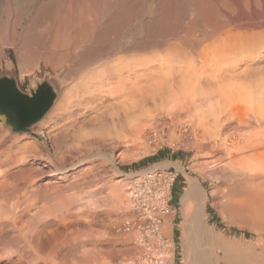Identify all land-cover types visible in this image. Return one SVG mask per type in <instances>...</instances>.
I'll list each match as a JSON object with an SVG mask.
<instances>
[{
	"label": "bare ground",
	"instance_id": "6f19581e",
	"mask_svg": "<svg viewBox=\"0 0 264 264\" xmlns=\"http://www.w3.org/2000/svg\"><path fill=\"white\" fill-rule=\"evenodd\" d=\"M29 1L31 2V0ZM29 1L27 3H29ZM129 1L130 3H133V4L124 6V5H127ZM137 1L139 0H68L67 5L65 4L66 6L64 7V9H62L63 12L59 11L60 15L59 16L56 15L57 16L56 19H54L55 16L51 18V20L47 18V22H46L47 24L43 25L44 27L45 26L46 27L43 30L44 31L43 41L45 44H44V47L42 48L43 49L42 51H45L44 49L45 47L49 49L48 51H50V53L53 50L54 54L57 56V57L55 56L56 58H59L58 56L62 58L63 56H66V54H68L69 56L73 55L74 56L73 58H75L77 57L78 52L81 53L84 59L92 58V57H95L101 54V52L103 51L114 50L115 45L117 43L119 44L118 47H120V54L117 55L112 60L108 61L107 63L105 64L103 63V65L102 66L100 65L98 68H96V70L94 69L95 71L93 72L91 71L88 73L85 72V74L83 75L81 74L82 77H81L80 82L76 85L74 83V86L72 84L73 79L68 74L59 72L63 76L62 85H64V88L67 89V87H69L71 84H72V88L67 89L66 93L64 92L65 95L62 96L63 98L59 97L57 99L56 103L57 102L58 103L57 105L56 103L54 104V106L56 105L55 108L54 106L52 107V109L54 108L53 111L51 109L49 113L40 122L36 123L35 125H32L28 131L23 132L25 134L20 133L23 135L13 136L12 137L13 141L19 142V141H25L31 138L30 136L31 133H33L34 129H36V127L35 128L33 127L36 126L37 124H39V126H37V129L34 131V133H40L43 127L47 126V124H49L50 122L54 120H55L54 122L56 123L57 120H59L60 117L63 116L64 114L69 113L73 117L74 111L77 112L78 110L80 111L81 109H83V111L85 110V112L83 113L81 112L82 114L80 113L78 114L80 118L85 117L86 115L90 113H96L98 118L96 116V119H94L92 118L91 115H90L91 118H89V120L94 119V121L93 120L92 121L96 122L95 120L99 121L98 120L100 119L99 117L106 114L105 111L102 112L101 110L105 108L104 110H107L108 112V108H106L108 105L105 106V104H107L108 102H112L111 104L113 106L112 107L113 114H114V109H119V111L121 110V112L119 113L121 115L123 114L122 111L124 110H127L129 112L130 109L133 110L135 108V110L137 111V108L144 109L145 105H143V107H138V106H142L143 103L146 104V102L149 103L152 101H154L155 103V100H158V99L160 100V98L161 100L167 98L168 100H170L172 104V105L170 104L171 105V109L169 107L170 110L178 114L180 119L186 116L188 118L185 117V119L184 118L183 119L184 120L190 119L188 121L189 122L191 121V123H193V128L192 127L191 128L195 130L194 139L195 141L197 140V143H196L197 145L199 144L201 147L202 144L200 143H202L204 139L201 137V139L203 140L199 141L201 139H197V138H199L200 136L197 137L196 133H199V131H203L204 136H206L204 143L208 144L212 142L214 144L213 147L217 149V152L220 153V155L222 156V159L223 157L225 158L227 157V161L229 162L230 160L229 165L233 167L232 168L233 170L230 168V170H232L233 172L232 174L233 176L231 178L234 177L236 182L234 183V186L229 190L226 196L227 205L224 207L223 211L227 213L229 217L236 219L240 222H243L244 224H247L248 227L253 229L254 231H258V230L261 231V229L263 231L264 229V0H184L187 6L186 11H185V16L189 18L187 19V21L189 20L188 21L189 23H187L186 21L182 19L178 20L179 21L178 22L176 19L175 21L174 18L172 19L174 21L170 23L171 19L168 21L167 17H165L167 22L163 20L165 19L164 17L159 20L157 18V21L154 22L151 19V16L149 15V13H147V11L146 12L140 11L138 7H140L141 4H139L140 1L139 2ZM167 1H168L167 4L171 3L174 5V3H176L178 0H167ZM0 2H2V0H0ZM23 2H25V0H23ZM48 2H52V1H48ZM152 2L153 1H151V4ZM151 4L148 10L150 12H151L150 10ZM181 4L182 3L178 4V6ZM46 5L45 7H47ZM45 7L43 9L44 12H46ZM162 8L163 7H161V9ZM16 10H18L17 7H16ZM22 10L23 9H21V11ZM41 10L42 9L40 7V11ZM166 10L168 11V9ZM6 11H9V10L7 9ZM12 12L14 13V11ZM54 13L56 12H53V14ZM164 13L165 11L163 12V14ZM10 15L12 17V14ZM19 16L21 17V15ZM175 16L177 17V15ZM6 18L9 21L8 16ZM42 19L44 20V17ZM104 19L106 20V22L103 24L102 22ZM117 19H118V22L116 21ZM26 21H23V22L26 23ZM115 21L117 22L116 25H114ZM38 22H40L41 24V21H38ZM12 23H14V21L13 22L10 21L9 23L10 26H7V27H10V29L8 30V34L7 36H5V39H4L6 40L5 41L6 46L7 45L9 46L8 43L10 44L12 42L16 43L15 39L17 36H19L20 32L22 31V30L19 31V34H18V30L16 26L17 25L16 23H18V21H16L14 24ZM108 25H111V26H108ZM4 26L6 27V25ZM183 26L188 29H190L191 26H193V28L194 26H197L198 31H199V34H198L199 36L193 35L195 36L194 37L195 39H192V38H188L184 32L183 34H180L181 33L180 31L182 30L184 31L185 29ZM27 27L28 26H26V28ZM36 27H37V24H35L34 28ZM41 29H38V31ZM155 29L157 30V33L159 35L163 34L162 37L164 39L167 38L168 36H175V35L178 36V37L175 36L177 38V41L174 40L175 42H171V40L168 39L170 40L169 42H171V44L167 47V53L164 50L166 55L163 57L159 56L160 57V59H158L159 70L154 69V67L156 66L153 60L155 59V55L152 52H153V49H156L154 47L159 46V45H164V44L160 43L161 41L160 42L158 41L161 35L157 40L159 43H156L157 41H155L156 44L154 43L151 44L152 42H150V39H152L151 36H152V33L155 31ZM194 29H197V28H194ZM163 31L164 33H162ZM128 33H130L129 38H127L128 36H126ZM154 34H156V32H154ZM4 35L6 34L4 33ZM22 35L29 36L30 35L29 29L27 28V31L25 33L24 32L21 33L20 36ZM38 35H40L39 32H38ZM188 36H191V35L188 34ZM0 39H2V37ZM37 39L39 40V38ZM92 39H94L96 44L93 43L94 44L93 46L89 47L90 46L89 45L84 50L86 44L90 42V40ZM29 42H31V40H29ZM32 44L34 45V43ZM25 45L29 46L28 44H25ZM37 45L39 46V44ZM20 50L21 51H19L18 53H19L20 58L23 59L22 63L25 65L26 68L30 69L33 66V62H34V55H33L34 52L33 53L31 52L32 54H29L28 50L26 51V49L21 48ZM39 50H41V48ZM0 55H2V53ZM48 57H44L45 60H47ZM172 57L173 58L175 57L176 59L177 58L178 59L177 60L170 59ZM185 58L188 59L187 61H190L188 66L187 65L185 66L184 64L185 62H187L185 61ZM36 62H38V60ZM198 63H200V66L197 69L196 64L199 65ZM60 64H61V60L57 62H53V65L55 66H59ZM11 65H13V61H11V63L8 64V67H11ZM24 65H20L22 68V72L25 70L23 68ZM38 65H39V62H38ZM66 68L68 67L66 66ZM77 68L79 69V67ZM18 84H19V87L22 90H24L22 85L20 84V81H18ZM168 100L167 102H169ZM164 101L163 102L159 101V102L166 104V102ZM157 104H156V107H157ZM165 104H164V107H165ZM149 105L152 106L151 104ZM146 106H148V104ZM156 107L154 104L153 109ZM164 107L163 108L161 107V108L164 109ZM166 107L168 108L167 104H166ZM112 108H110L109 111ZM158 109L159 107L156 108V110ZM132 110L129 112L130 116L132 114H135V110H133L134 113L132 112ZM156 110H153V111H156ZM170 110H169V113L172 112V111L170 112ZM149 111H147L148 115L151 112L152 116L154 117L155 114L153 115L152 108H151V111L150 112ZM116 112H118V110ZM143 112L144 110L139 111V113H141L142 116H144V114H142ZM163 112H165V110ZM127 115L128 114L126 113L125 116L127 117ZM148 115L146 114V116L150 118L151 116L149 117ZM167 115L171 116L169 114ZM75 116H77V114ZM142 116L141 117L138 116L139 119H142ZM116 117L118 119L120 116H116ZM135 117L133 115L132 119ZM147 117L146 119H148ZM106 118L108 120V116ZM109 118H110L109 120L111 121V116ZM119 119L122 120L123 118L122 119L119 118ZM128 119H131V118L129 117ZM152 119L150 118L151 121L149 122H152L154 120ZM176 119H178V117ZM85 120L87 119L85 118ZM114 121L112 120L109 123L112 124V122ZM142 121H136V120L130 121V122L128 121L129 123L128 122L125 123V124L128 123L126 127L122 126L125 129L127 128V134L130 135V138L131 136H133L134 138L133 141L138 140L140 138V134H143L142 129L144 125H146L147 123L145 121L143 122ZM77 122H78V117L77 118L73 117V119L71 118V120L69 118V122H68L69 126L67 124L65 125L68 127L64 126L65 123L63 124V127L61 126L62 128L60 127V124L55 125L54 128L51 127L53 128V130L52 131L50 130L51 132L46 133L48 136V139L54 145H56L57 148L62 147L61 145H63L65 142H68V138L72 136L71 134L75 133L74 135H76V132L78 134L79 132H82V130H85V128L87 127L83 125L84 123L82 122L83 126L79 124L81 126L80 129L82 128V130L78 132L75 130L76 124H78ZM88 122L87 124H91ZM108 122L104 123L103 121L102 125L104 127H101V131H102V128H105L107 127V125H109L107 124ZM122 122L124 123V121ZM143 123H146V124H143ZM104 124H107V125H104ZM111 124L107 128H110ZM91 125L92 126H89V127H92L91 130H93V127L100 125V123L97 125L94 124L96 126H93V124ZM231 126H234V127L232 128ZM83 127L85 128L83 129ZM89 127H88V130H89ZM111 127L112 129L113 127L116 128L115 126H111ZM230 127L231 129H233V131L229 130ZM121 128L119 127V131L122 130ZM112 129H108V130L112 131ZM57 130L58 132L55 133V131ZM103 130L105 131L106 129H103ZM119 131L117 133V130H116L114 133L115 134L117 133L119 135ZM185 131H189V130L186 128ZM93 132L99 133V131H93ZM105 132L107 133V130ZM227 132L229 133L228 135L225 134ZM42 134L43 133H41V135ZM121 134H123V136ZM224 134L225 136H223ZM118 135L115 137H118ZM123 137L124 139H126L124 133L121 132L120 138H123ZM5 140H6L5 132L0 130V148L2 146L4 147ZM135 143H136L135 145H137V142ZM66 145L67 144H65L64 146ZM203 146L205 147V144H203ZM197 147L198 146H196V148ZM207 148L208 146L206 145V149ZM3 150H0V175H1L0 177L6 176L7 174L6 170H3V169L8 164L10 163L14 164L16 162L23 163L27 157L36 156L40 154L41 152V151H37V146L35 143L25 144L20 147L19 151L14 152V153L12 152V148L10 146L9 148L6 149V151L5 150L3 151ZM7 150L9 151L8 155L5 154ZM61 152L63 151L61 150ZM3 154H5L6 156L1 158ZM50 161L52 162V160ZM225 163L223 167L226 168ZM163 165L166 166L167 164H163ZM20 170H21L20 174H22V176L25 175V177L23 178H28L26 176H29L28 173L29 171L31 173L32 169L29 170V169H26V168L24 169L21 167ZM57 170H60L61 171L60 173L66 172V169L57 168ZM227 171L229 170L227 169ZM20 174L18 175L21 177ZM32 174L33 173H31L30 175ZM30 177L31 178L27 180L29 181V183L28 182L27 184L25 183L26 187L28 186V184H30V182H32V180H34L32 178L33 176H30ZM24 180L25 179H23L22 181ZM18 184L19 183H17L16 185ZM13 186H11L12 187L11 189H13L12 191L15 190ZM22 186L24 187L25 185H21L19 187H22ZM21 190L23 191V188ZM22 191H19V193H21ZM112 194L115 196L116 199L120 198L119 197L120 194L116 187L113 189ZM127 196L128 197H127L126 207L127 209H129L130 196L128 193H127ZM19 199H22V197L20 198L19 196L18 200ZM205 200H206V193L204 189L202 188V186L200 185V183L197 180L190 179L188 182L187 188L184 192V195L182 197L183 216H184V221L182 223V229H183L182 245H183L186 264H221L222 259L216 256L218 254L215 255L216 256L215 258V256L211 255L207 250H205L206 248L205 249L203 248V246H205L203 241H204V235L206 233V227L204 223ZM13 203H15L16 205L18 204L16 201L12 202V204ZM122 203L124 202L122 201ZM16 205L14 208L16 209V212L13 215V217L11 218L7 217V215L5 214L7 212L4 211L5 213L3 214H5L8 219H6L5 217H3L5 219H1L0 217V228L2 229V226L4 227L6 223L7 224L12 223L13 224L12 226H14V229L16 228L17 232H19V234L17 235L18 244L20 245L24 244L25 246L26 243H23V242L25 241L27 243L28 241L31 242L30 240L31 238H29L30 236L27 238L28 235L25 234V230H24L26 228L23 223V220L21 219L22 215L20 216V213H21L20 210L22 208L21 207L22 204L21 206H16ZM9 206L7 208H9ZM11 206L13 208V205ZM23 207L25 208L24 205ZM27 209L29 210V208ZM8 211H11L10 214H12L13 210L8 209ZM25 212L26 210L24 211V213ZM39 217L40 215H38V210L36 209V211H34L33 218H35L36 220L37 219L40 220ZM38 223H40V221ZM30 226L31 227L28 226L27 228H31V231L35 233L34 234L35 236L38 235L37 233L40 232V231L38 232V227H39L38 224L36 222H33L32 225ZM29 232H30V229H29ZM30 234L31 232L29 233V235ZM23 235H27L26 238L27 240L28 239L29 240L28 241L25 240V236L23 237ZM36 238L38 237L36 236ZM23 239L25 241H23ZM0 240H2V238ZM16 244H15V251L18 245ZM20 245H18L19 248H20ZM218 246L220 248L221 245H218ZM31 247H32V244L30 248ZM248 249L250 251H253L255 248L249 246ZM20 250L19 251L17 250V251L20 252ZM17 251L16 253H18ZM19 255H22V254H19ZM223 259H224L225 264H238L237 262H234V261L232 262L228 260L225 256L223 257ZM257 264H260V263H257Z\"/></svg>",
	"mask_w": 264,
	"mask_h": 264
},
{
	"label": "rangeland",
	"instance_id": "374dc122",
	"mask_svg": "<svg viewBox=\"0 0 264 264\" xmlns=\"http://www.w3.org/2000/svg\"><path fill=\"white\" fill-rule=\"evenodd\" d=\"M28 1L29 0H25V2H23V0H20V1L13 0L12 2V0L11 1L2 0V2H0V10L2 9L0 11V25H1L0 28L2 27L0 29L1 30L0 38L2 37V39H0V43H1L0 44V50H1L0 54L2 53V55H0V76L4 74L6 71H13L16 74L17 80L20 81V84L22 85L24 90H29L33 86H35L37 83L42 82L45 78H50V79H53L59 85L60 87L59 97H62L65 95L64 92L65 93L67 92V89L72 88V84L74 86V83L76 85L80 82L81 77L83 74H85V72L88 73L91 71L92 72L95 71L96 68H98L100 65L102 66L103 63L104 64L107 63L108 61L112 60L113 58H115L117 55L120 54V47H118L119 46L118 43L115 45L114 50L103 51L101 52V54L95 57H92V58H87V59H84L81 53L79 52H78L77 57L75 58H73L74 57L73 55L69 56L68 54H66V56H63L62 58L60 56H58L59 58H56L57 56L54 54L53 50L50 53V51H48L49 49L45 47L44 48L45 51H42L43 50L42 48L44 47V44H45L43 41V35H44L43 30L46 27V26L44 27L43 25L47 24L46 23L47 18L51 20V18L55 16L54 19H56L57 16L60 15L59 11L63 12L62 9H64V7L67 5L68 0H63L64 3L62 2V0L60 1L44 0L45 2L43 0L42 1L41 0H37V1L31 0L32 3L30 1L29 3H27ZM48 1H52V2H48ZM139 1H140L139 4H141L142 6V7L141 6L138 7L140 11H143V12L147 11V13H149V15L151 16V19L154 22L157 21V18L159 20V19H162L163 17L164 18L167 17L168 21L171 19L170 23H172L175 19L177 21L182 19L186 21L187 23H189L188 22L189 20L187 21V19L189 18L185 16V11H186L187 6L184 0H181L182 2L178 0L176 3H174V5L171 3H168L169 4L168 5L167 0H163V1L162 0H159V1L158 0H150V1L149 0H143V1L139 0ZM151 1H153L152 4H151ZM8 2L11 4H9ZM23 3L25 6L23 5ZM56 3L58 6L56 5ZM180 3L182 4L178 6V4ZM130 4L132 5L133 3H130L129 1L127 5H124V6H128ZM150 4H151V8H150L151 12L148 11ZM45 5L47 7H45ZM175 5L178 7H176ZM43 6L45 7V11L48 14L44 12ZM16 7L18 10H16ZM40 7L42 9L41 11H40ZM161 7L163 8L161 9ZM7 9L9 11H6ZM21 9L23 10L21 11ZM166 9H168L170 14ZM12 11H14L15 14ZM164 11H165L164 13L165 15L163 14ZM40 12L41 14L42 13L44 14H42L41 16ZM53 12H56L54 13L55 15L53 14ZM37 13H39L40 16ZM10 14H12V17ZM19 15H21V17ZM175 15H177V17ZM7 16L9 18V21L6 18ZM43 17H44V20L42 19ZM173 18L174 20H172ZM163 20L167 22L166 18ZM10 21L11 22L14 21V23L18 21V23H16L18 34H19V31L21 30L22 31L20 32L19 36H17L18 38L16 37L15 39V42L18 45L12 42L11 44L8 43L9 46L8 45L6 46L5 44L6 40L4 39H5V36H7L8 34V30L10 29V27H7V26H10L9 24ZM23 21H26V23ZM38 21H41L42 25ZM116 21L118 22V19ZM105 22L106 20L104 19L102 23L104 24ZM115 22H114V25L117 24V22L116 23ZM35 24H37L36 28H34ZM4 25H6V27ZM26 26H28L27 28L30 31V35L29 36L22 35L23 36L22 37L20 36L21 33L23 32L25 33L27 31ZM108 26H111V25H108ZM194 28H197V29H194ZM194 28L193 26H191L190 29L185 28L186 30L184 29V31L181 29L182 31H180L181 32L180 34H183L184 32L188 38L195 39L194 37L199 34V31H198L197 26H194ZM31 29L33 32L31 31ZM38 29H41V30L38 31ZM38 32L40 35H38ZM154 32H156V34H154ZM154 32L152 33V36H151L152 39H150V42H152L151 44L153 43L156 44V43H159L160 41H161L160 43L164 44V45H159V46L154 47L157 50L153 49V52H152L155 55V59L153 60L156 66L154 67V69L159 70L158 59L166 55L167 47L171 44V42L177 41L176 37L178 36L177 35H175L176 37L166 36L167 38L164 39L162 37L163 34L162 35L160 34L161 35L160 37L156 29ZM4 33L6 35H4ZM162 33H164V31ZM188 34L191 35L192 37L188 36ZM126 36H128L127 38H129L130 33H128ZM37 38H39V40ZM166 39L167 40L170 39L171 42H169L170 40L167 41ZM29 40H31V42H29ZM155 41L157 42L155 43ZM32 43H34V45ZM93 43L96 44L94 39L90 40V42L86 44L84 50L89 45H90L89 47L93 46L94 45ZM20 44L24 46L25 48L22 47ZM25 44H28V45L30 44V45L27 46ZM37 44H39V46ZM21 48L26 49V51L28 50L29 54H32L34 52L33 53L34 62H33V66L30 69L26 68L25 65L22 63L23 59L20 58L19 53H18L19 51H21L20 50ZM40 48L41 50H39ZM164 50L166 53L164 52ZM44 57H48L47 60H45ZM170 59L177 60L178 58L176 59L175 57L174 58L172 57ZM37 60L39 62V65H38V62H36ZM56 60L57 61L61 60V64L59 66L53 65V62H57ZM86 60L88 63L86 62ZM187 60L188 59L185 58V61ZM11 61H13V65H11L9 69L8 64H10ZM189 62L190 61L185 62L184 63L185 66L186 65L188 66ZM198 64L199 65L196 64L197 69L200 66V63ZM20 65H24L23 68L26 71L24 70L22 72V68ZM66 66L68 68H66ZM83 66L85 67V69ZM77 67H79V69ZM77 69L79 70V72ZM59 72L68 74L73 79V83L69 87H67V89L64 88V85H62L63 76ZM166 99L167 98L161 100L160 98V100L159 99L155 100V103L152 100H151L152 102H149V103L146 102V104L141 103L142 106H138V107H143V105L146 106L147 104L148 106H150L149 104H151L153 107L155 104V107H156V104L159 103L157 104V107H159V109L156 110L157 107L153 109L152 106L150 107L146 106L148 110L145 106H144V109L143 108L139 109L136 107L138 112L134 108L133 110H135V114H132L131 116L129 115V112L132 109H130L129 112L127 110L122 111L123 114L121 115L119 114L121 110L119 111V109H114V114H113V108H112L113 106L111 104L112 102H108L107 104H105V106L108 105L106 107L108 108V112L107 110H104L105 109L104 108L105 106H104L103 107L104 109L102 108L103 110L101 111L102 112L105 111L106 114H104L105 116L104 115L100 116L99 117L100 119H98L99 121L95 120L96 122H93L94 119H96V116H97L96 113H90V114L87 113L88 115L80 118L78 114L79 113L82 114L83 112H85V110L83 111V109H81L80 111L78 110L77 112L74 111L73 117L74 118L78 117V122H77L78 124H76L75 130L78 132L82 130V128L80 129L81 127L80 125L84 123L83 125L87 126L86 127L87 129L85 127H83V129L85 128V130L87 131L82 130V132H79L78 134L76 131H74L76 132V135H74L75 133H73L72 131L73 133L71 134L72 136L68 138L69 143L65 142L63 145H61L62 147H59V148H57V146L54 145L48 139V136L46 133L51 132L54 126L57 124H60V127L61 126L63 127V124L67 121V119L68 121L64 124V126L66 124L68 125L69 118L70 120L71 118L73 119V117L69 113L61 116L60 119L57 120L56 123L54 122L55 121L54 120L50 122L49 124H47V126L43 127L40 133H34V131L37 129V126H39V124H37L36 126L33 127V128L36 127V129H34L33 133H31L30 135L31 138L25 141H19V142H14L12 137L16 135L20 136L25 133L11 134L10 131L3 125V123H0V130L5 132V138H6L5 145L4 147L2 146L0 150L4 149L6 151V149L9 148L10 146L12 148V152L14 153V152L19 151L20 147L25 144L35 143L37 146V151H41L40 154L36 156L27 157L23 163L22 162L21 163L16 162L14 164L10 163L6 167H4V169L2 168L3 170H6L7 174L4 177L3 176L0 177V217L1 219H5V218L8 219L7 217L9 218L13 217V215L16 212V209H14L16 204L15 203L12 204V202L16 201L18 203L16 206H21L22 204L21 207L23 208V210L21 208L20 216L21 215L23 216V217L21 216V219L23 220V223L26 228L24 229L25 234L28 235V236L23 235V237L25 236V240H27V238L30 236L29 238H31L30 239L31 242L28 241L29 240L28 239L27 240L28 243H27L23 239V241H25L23 243H26V245L24 246V244H21V245L18 244L17 235L19 234V232H17L16 228L14 229V226H12L13 225L12 223H8V224L6 223L4 227L2 226V229L0 228L1 229L0 237L2 238V240H0V264H143L139 257L140 255L139 249H137L133 245L132 236L118 234L115 230V226L120 224L125 218H127L130 215L126 207L129 183L135 177L141 175L142 173L146 171L155 170V169L165 170V169H168L169 167H172L171 169L176 170L179 173L178 179L176 180V183L174 185L173 192H172V198H173L172 204H173L174 209H173L172 214L166 220V223L164 225V233L167 235V237L170 238L172 245L175 249L174 264H186L183 245H182V238H183L182 223L184 221L182 197L184 195V192L187 188V185L190 179L197 180L206 193L205 214H204V223L206 227V233L204 235L203 243L205 244V246H203L204 245L203 244L202 245L203 248L204 249L206 248L205 250H207L213 256L218 254L216 256L222 259L221 264H225L224 259H223L224 256L228 260L232 262L233 261L237 262L238 264H257V263L264 264V229L263 231L261 229L262 232L260 230L254 231L253 229L249 228L247 224H244L243 222H240L236 219L229 217L228 214L223 211L224 207L227 205L226 196L229 190L234 186V183L236 182L234 177H233L234 179L231 178L233 176L232 175L233 167L229 165L230 160L228 159L229 160L228 162L227 157L226 158L223 157L222 159V156L220 155V153H218L217 149L213 147L214 144L212 142L208 144L204 143L206 136H204L203 131H199L200 134L199 133H196V134H197V137L200 136L197 139H201V137L204 139V140L203 139L199 140V141L203 140L202 143L200 144H202L201 147H203L204 149L201 148L199 144L197 145L196 144L197 140L195 141L194 139L195 130L192 129L193 123H191V121L190 122L188 121L190 119H186L187 121L184 120L186 116L183 117L184 119L181 116L182 119H180L178 114L170 110L172 104L170 100L167 99L169 101L167 102ZM159 101L166 102V104L168 105V108L166 107L165 103H160ZM164 104H165V107H164ZM161 107L162 108L164 107V109H162ZM54 108L52 109V111L54 110ZM110 108H112L111 109L112 111L111 110L109 111ZM151 108H152L153 115L155 114L154 117L152 116V113L150 112ZM168 109L170 110V112L172 111L173 113L172 112L169 113ZM117 110L118 112H116ZM140 110L141 111L144 110V112L146 110L145 113L144 112L142 113L144 114V116H142L141 113H139ZM153 110H156V111H153ZM164 110L165 112H163ZM147 111L150 112L149 115ZM166 112L167 114L171 116H168ZM124 113L125 114L127 113L129 116L127 115L126 117ZM76 114L77 116H75ZM139 114L142 116L143 121H145L147 124L143 123V124H146L144 125L142 129L143 134H140V138L138 140L133 141L134 140L133 136H131L130 138V135L127 134V128L125 129L124 127H126L130 121H135V120L142 121V119H139V117H141ZM146 114L149 117L151 116L150 117L151 119L153 117L154 120L152 119L153 121L149 122L151 120L150 118L146 116ZM90 115L92 116V118H94L92 119L93 121L91 119L89 120V118H91ZM133 115L134 117L136 115L138 119L136 117L132 119ZM107 116H108V120L110 119L109 118L110 116H111V121L115 120L114 121L115 123L112 122L113 125L109 123L111 122L110 120L108 122L106 118ZM116 116H120L119 118L121 119L123 118L124 120L123 119L120 120L119 118L117 119ZM145 116L148 119H146ZM175 116H177L178 119H176L177 117ZM125 117L129 122L125 119ZM129 117L131 119H128ZM85 118L87 120H85ZM125 120L126 122H128L127 124H125L126 123ZM86 121L88 123L93 124V126H96L99 123L100 125L96 126L98 128L93 127V130H91L92 127H89V126H92V125L87 124ZM103 121L104 123L108 122L107 124L109 125L111 124V126H115L117 129L114 127L112 129L111 126L110 128H107L109 125L104 124V125H107V127L102 128V131H101V127H104L102 125ZM122 121H124V123ZM68 126H65V127H68ZM234 126H231V127L233 128ZM88 127H89V130H88ZM119 127L120 128L122 127L121 128L122 130L120 129L121 131H119ZM185 127L189 131H185L186 129ZM231 127L229 128V130L233 131ZM103 129H106L107 133L105 132L106 130L104 131ZM108 129H112V131ZM116 130H117V133L119 131V135L117 133L116 134L114 133ZM93 131H99V133L93 132ZM152 131H157L161 133L162 137L160 138L158 142H153V143L149 142ZM57 132L58 130L55 131V133ZM121 132L124 133L127 140L124 139V137L120 138ZM41 133L43 134L41 135ZM225 134L228 135L229 133L227 132ZM225 134L223 136H225ZM117 135L119 138L115 137ZM121 135L123 136V134ZM135 142H137V145H135L136 144ZM65 144L67 145L64 146ZM203 144H205V147L203 146ZM206 145L208 146L207 149H206ZM196 146L198 147L196 148ZM61 150L63 152H61ZM144 151H146L147 153ZM8 152L9 151L7 150L5 154L8 155ZM5 154H3L1 158L6 156ZM220 157L223 161L220 159ZM50 160H52V162ZM223 162L224 163L226 162L225 163L226 168L223 167L224 166ZM163 164H167V165L165 166ZM21 167L24 169L25 168L29 169V170L32 169L31 173L33 174L30 175L31 173L29 171L28 173L29 176H26L28 178H23L25 177V175L22 176V174H20ZM56 167L58 169L59 168L66 169V172L60 173L61 171L57 170ZM230 168L232 170H230ZM227 169L229 171H227ZM17 173L20 174L21 177ZM30 176H33L32 178L34 180H32V182H30V184H28V186L26 187L27 182L29 183V181L27 180L31 178ZM23 179H25L24 181L26 182L22 181ZM17 183L19 184L16 185ZM21 185H25V186L19 187ZM11 186L15 188L14 190L15 192L12 191L13 189H11L12 188ZM115 187L117 188L120 194L119 199H116L115 196L112 194L113 189ZM22 188H23V191L21 190ZM17 190L22 191V192L19 193V191ZM19 196L20 198L22 197V199L18 200ZM122 201L124 203H122ZM10 204L13 205V208ZM23 205L25 206V208L23 207ZM30 205L31 206L33 205V206L31 207ZM8 206L9 208H7ZM27 208H29V210ZM8 209L13 210L12 214H10L11 211H8ZM36 209L38 210V215H40L39 217L40 220L38 219L36 220L35 218H33V214H34V211H36ZM25 210L26 212L27 211L28 212L31 211V212L24 213ZM4 211H6L7 213H5ZM3 213H5L7 217ZM37 221L38 222L40 221V223H38ZM31 222L32 223L36 222L39 226L38 232L39 231L40 232L37 233L38 235H36L38 238H36V236L34 235L35 233L31 231V228H27L28 226L31 227L30 226L32 225ZM29 229L31 232L30 235H29L30 233ZM205 236L207 237L208 240L206 239ZM15 242L18 245H20V248ZM15 244L17 245L16 251L17 250L19 251L21 248L22 249H24L25 247L26 248L24 250L21 249L20 252L17 251L18 253H16ZM27 244H29L30 246L32 244V247L30 248V246ZM218 245H221L220 248ZM27 246L29 249L27 248ZM249 246L254 247L255 249L253 251H250L248 249ZM259 246L260 247L262 246V247L260 248ZM19 254H22V255H19Z\"/></svg>",
	"mask_w": 264,
	"mask_h": 264
},
{
	"label": "built area",
	"instance_id": "2783aa9c",
	"mask_svg": "<svg viewBox=\"0 0 264 264\" xmlns=\"http://www.w3.org/2000/svg\"><path fill=\"white\" fill-rule=\"evenodd\" d=\"M161 137L160 132L152 131L149 142H158ZM178 176L171 168L149 170L128 185L130 215L115 230L132 236L143 264H174L175 249L164 225L174 209L172 192Z\"/></svg>",
	"mask_w": 264,
	"mask_h": 264
},
{
	"label": "water",
	"instance_id": "95a60500",
	"mask_svg": "<svg viewBox=\"0 0 264 264\" xmlns=\"http://www.w3.org/2000/svg\"><path fill=\"white\" fill-rule=\"evenodd\" d=\"M59 95L60 87L53 79L45 78L24 91L19 87L16 74L6 71L0 76V123L11 134L28 131L49 113Z\"/></svg>",
	"mask_w": 264,
	"mask_h": 264
},
{
	"label": "crops",
	"instance_id": "0c3cea01",
	"mask_svg": "<svg viewBox=\"0 0 264 264\" xmlns=\"http://www.w3.org/2000/svg\"><path fill=\"white\" fill-rule=\"evenodd\" d=\"M177 161V160H176ZM169 168H172V167H169Z\"/></svg>",
	"mask_w": 264,
	"mask_h": 264
}]
</instances>
